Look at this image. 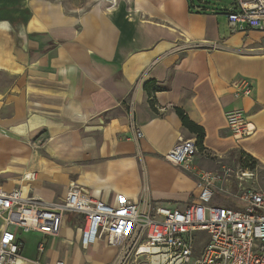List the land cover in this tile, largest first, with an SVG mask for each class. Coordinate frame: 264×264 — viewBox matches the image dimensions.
<instances>
[{
	"label": "crops",
	"instance_id": "obj_1",
	"mask_svg": "<svg viewBox=\"0 0 264 264\" xmlns=\"http://www.w3.org/2000/svg\"><path fill=\"white\" fill-rule=\"evenodd\" d=\"M239 78L252 82L251 97H234ZM147 83L161 90L148 94ZM175 108L205 131L196 170L236 167L241 154L264 163V31L235 32L192 0H0V180L7 188L22 186L51 203L76 182L113 206L120 197H146L183 208L199 180L166 155L181 139L197 138ZM236 108L256 127L243 140L226 119ZM29 174L36 179L24 183ZM83 225L69 214L43 255L42 234L19 232L21 264H114L117 248L82 246Z\"/></svg>",
	"mask_w": 264,
	"mask_h": 264
},
{
	"label": "built area",
	"instance_id": "obj_2",
	"mask_svg": "<svg viewBox=\"0 0 264 264\" xmlns=\"http://www.w3.org/2000/svg\"><path fill=\"white\" fill-rule=\"evenodd\" d=\"M232 1L235 9L227 16L233 31H264V0ZM233 84L236 99L252 96L254 86L248 79L239 78ZM226 119L237 140L256 132L243 109L227 111ZM135 133L138 139L144 137L139 128ZM197 152L194 140L181 139L166 155L169 163L192 171L199 180L195 200L183 208L155 205L146 197L138 202L120 197L113 206L92 197L76 182L68 185L59 201L49 203L22 186L9 189L0 180V264L25 261L19 232L42 234L39 254L43 255L46 238L60 235L69 214L83 218L84 248L98 242L117 248L114 264H139L146 259L151 264H264V193L244 185L252 172L241 165H224L216 172L196 170ZM35 179L36 174L22 178L27 184ZM233 186L241 191L237 198L241 207L215 204L217 194L231 199ZM201 233L206 236L199 238Z\"/></svg>",
	"mask_w": 264,
	"mask_h": 264
},
{
	"label": "rangeland",
	"instance_id": "obj_3",
	"mask_svg": "<svg viewBox=\"0 0 264 264\" xmlns=\"http://www.w3.org/2000/svg\"><path fill=\"white\" fill-rule=\"evenodd\" d=\"M66 4H73V2H76L78 4H83L86 3L87 1L90 0H63ZM195 5L197 7L199 6H203L206 8H209L210 10H215L216 12H218V15H220L221 17L225 18L226 21L228 20V16L225 14H228V12H231L235 9V6L232 5V0H192ZM234 8V9H233ZM231 164H236L238 165V161H234ZM249 165V169L253 174V177L251 178L250 181L244 183L246 189H249L251 191H259L264 193V163L258 162L256 165L252 164V162H248ZM240 190L239 188L233 186L232 188H230V193L232 194L231 199H227L225 200L227 204H225V206L227 207H232V206H237V207H241V203L239 204V201H237V198L240 196ZM218 197H220V194H217ZM24 234V233H23ZM25 236V240H27V246L28 245H32L34 243V241L31 239L30 236H28V234H24ZM204 236H206L205 233H201L199 235V238H204ZM198 251V250H197ZM199 255V251L198 253L196 252L193 261L196 259V257ZM154 260L152 259V262ZM142 263L139 264H151V261H147L143 260L141 261Z\"/></svg>",
	"mask_w": 264,
	"mask_h": 264
},
{
	"label": "trees",
	"instance_id": "obj_4",
	"mask_svg": "<svg viewBox=\"0 0 264 264\" xmlns=\"http://www.w3.org/2000/svg\"><path fill=\"white\" fill-rule=\"evenodd\" d=\"M145 90L148 94H152V92H157L160 91L161 88L157 87L154 83H147L145 85ZM178 116L183 122V125L190 131V133L196 135L197 138V147L198 149H203V140L205 137V131L202 127L198 126L194 122H192L189 117L186 115V113L180 109V108H175ZM248 162H252V164L256 165L259 161L254 159L252 156H249L247 154H241V156L238 159V163L244 167L248 168Z\"/></svg>",
	"mask_w": 264,
	"mask_h": 264
}]
</instances>
